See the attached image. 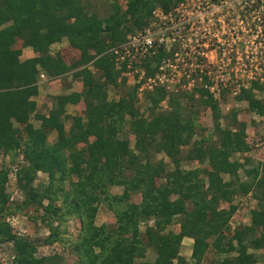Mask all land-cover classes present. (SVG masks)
<instances>
[{"label":"trees","instance_id":"obj_1","mask_svg":"<svg viewBox=\"0 0 264 264\" xmlns=\"http://www.w3.org/2000/svg\"><path fill=\"white\" fill-rule=\"evenodd\" d=\"M182 1L127 0L124 12L114 4V13L101 18L89 14L81 0H0V154L10 157L0 168V245L14 244L13 264H59L63 258L40 256L39 242L14 231L12 218L31 211L42 214L50 231L42 246L76 255L77 264H137L149 249L155 261L140 264H190L181 253L185 238L194 240L196 264H205L212 249L223 257L219 264L261 263L262 256L251 250H264V162L246 170L243 180L239 171L248 160L232 159L251 151L247 124L234 113L229 116L233 124L224 128L220 101L204 86L197 90V102L212 112L216 141L200 135L199 110L193 103L184 106L183 96H173L170 110L160 111L164 88L147 93L150 118L136 106L137 88L118 101L107 99L120 75L108 50L145 30L157 8L168 13ZM64 40L69 47L52 54V46ZM29 47L35 56L22 61ZM169 56L160 50L152 60L144 58L147 77ZM68 75L83 83V91L54 97L49 114H39L40 84ZM238 98L248 102L250 111L264 114V102L252 89L243 88ZM81 101L87 104V122L74 117L66 133L67 105ZM34 114L40 128L31 123ZM128 124L135 148L120 137ZM52 132L55 143L49 139ZM79 144L87 148L80 150ZM161 153L165 158L158 160ZM191 162L199 167H183ZM40 173L49 182L36 186ZM12 176L21 201L7 190ZM115 186L123 193L112 194ZM249 194L258 203L250 224L232 231L239 209L234 200ZM134 196L141 202H133ZM100 204L113 211L114 226L96 225ZM73 218L78 220L76 237L66 228ZM142 224H147L144 234ZM173 225L179 230H171Z\"/></svg>","mask_w":264,"mask_h":264},{"label":"rangeland","instance_id":"obj_2","mask_svg":"<svg viewBox=\"0 0 264 264\" xmlns=\"http://www.w3.org/2000/svg\"><path fill=\"white\" fill-rule=\"evenodd\" d=\"M82 4L85 6L89 14H96L101 18L108 17L115 11V5L118 4L121 8V11L124 12L126 10L127 0H81ZM186 6V1L184 2ZM183 10H186L185 7L182 6ZM157 10V9H156ZM264 20V17L261 18ZM264 22L260 23L263 25ZM260 24L257 26V39H256V48H250V38L247 37V44H241L240 49L241 53L237 54H229L227 52L225 57V68L222 73H219V69L213 68L210 62H215V54H210V59H206L203 61V65L205 66V71L211 72V76L216 81L220 82L219 86L211 87V92L214 96L220 101V108L223 116V120H221L222 126L225 128L227 126H231L233 121L229 118L231 114L236 113L237 119L240 122H245L247 124L246 133H247V142L250 145L251 151L245 154H237L232 159L240 160L245 163V168L239 171L240 177L243 180H246L248 177L246 176V170H251L253 167L264 162V114H258L255 111H250L249 104L247 101L238 98L240 96L241 90L244 88L246 90L252 89L253 95L258 100L264 102V27L260 30ZM156 31V28H153ZM152 29V30H153ZM141 33V32H138ZM136 33V34H138ZM134 33H130L126 40L122 43L112 46L107 53L113 56L115 59L116 70L120 72L117 83L114 86H111L107 90V99L109 102L118 101L123 96L128 95L131 90L136 89V106L140 110V113L145 115L146 118H150V107L151 103L147 98L148 92H153L156 88L161 87L166 89L167 96L166 99L163 100L159 106L160 111L170 110V101L173 96L182 97L181 103L184 106H191L194 104L195 108L197 107L199 110V118L197 120V126L199 127V133L201 136H210L214 141L217 140V136H215V127L211 110L205 108L204 106H200L197 100H199V93L197 90L202 88V84L198 83L197 86L189 84V79L183 76H187L190 72L189 66L191 65L192 60L188 59V56L185 54L181 56L180 63H177L179 66L176 69L166 68L164 71L154 73V75H150L152 79L155 76L163 77L164 82L163 85L160 86L153 85L154 82H146L148 78L144 69L142 68V61L144 58L141 53L134 54L132 45H129V38L136 35ZM69 47V43L67 40H64L62 43L55 44L51 48V53H63ZM30 49L33 51L31 47L26 48L25 50ZM127 51H131V56H129ZM26 52V51H25ZM253 52V53H252ZM26 54V53H25ZM24 52L21 56V60L23 61L27 55ZM31 54V52H30ZM29 54V55H30ZM34 51L32 52V56ZM219 64L218 66H223L221 63L222 54H219ZM35 56V54H34ZM33 56V57H34ZM135 56V59H133ZM198 57V55H195ZM193 56L194 61H196V57ZM31 57V58H33ZM191 58V56H190ZM152 60V58H149ZM187 62H182L183 60ZM28 60V59H26ZM25 61V60H24ZM230 63V65H228ZM199 64V61L195 63V67ZM156 64H153L152 68H155ZM188 66V67H187ZM197 73L200 74L199 69H196ZM221 71V70H220ZM145 73L144 80L141 79L143 74ZM186 74V75H185ZM156 78V77H155ZM221 79H223L224 84L221 83ZM200 80L198 79V82ZM258 83V87H255L254 83ZM227 83V86L225 85ZM158 84V82H157ZM210 86V85H209ZM84 89L83 83L78 79L75 80L71 75H68L60 80L52 81V82H42L40 84V95L36 97L38 102V112L39 114L48 115L50 109L53 107L54 97L71 94L74 92H82ZM225 92V98L220 94ZM190 96H193L194 101H190ZM191 103H190V102ZM193 103V104H192ZM87 104L85 101H81L80 104L74 105L69 104L66 108V117L64 119V127L66 133L74 126L73 118L77 116H81L84 122H87L86 112H87ZM225 117H227L225 119ZM127 118L130 117L127 115ZM31 123L35 126V128L41 127V122L36 118L34 114L31 117ZM18 127V125H16ZM20 128V127H19ZM23 130V129H22ZM124 133V134H123ZM120 134V137L127 138L130 141L131 148H135L136 140L134 134L130 131V125L128 124L124 132ZM50 141L55 143L57 141V133L52 132L50 134ZM93 142L95 138H90ZM87 146L85 144H79L78 149H86ZM157 159L161 160L165 158L164 154H157ZM10 157L5 156L4 154H0V168L3 164H9ZM185 169H195L199 167V164L195 162L185 163L183 166ZM12 179L9 182V186L7 188L8 192L12 194L14 201H21L22 197L16 195L15 191V178L12 176ZM224 180L228 181L230 177L228 175H223ZM49 182V178L46 174L40 173L38 175L37 180L35 181V185L38 186L40 184H46ZM69 189L70 187L67 186ZM111 193L114 195H120L123 193L122 187H112ZM133 202L140 203L141 196H134ZM234 204L239 206L237 215L234 216L231 220V229L232 231L236 228L250 224L251 218V210L257 208V200L253 197L252 194L247 196H238L234 200ZM62 206L63 204H59ZM226 207V205H225ZM32 217V220L30 218ZM37 218V219H36ZM42 214L37 215L36 212H30L26 214H17L16 217L12 218V223L14 227V231L20 235L27 236L36 242H39L40 250L39 255L45 254H60L63 255L62 260L59 264H77V257L73 254L62 253V249L58 246L53 247L52 249H48L45 246H42V242L48 238L50 235V231L46 222L42 220ZM116 223L115 215L112 210H110L105 204L99 205V212L96 217V225L101 226L108 224L109 226H114ZM153 221L149 224L153 225ZM147 224L141 225L142 233L146 231ZM66 228L68 232L72 234L73 237L77 236V228H78V220L70 219L66 223ZM171 230H179V226L173 225ZM189 244L183 245L182 255L185 256L190 264H196L191 258V252L189 249ZM13 251L14 244L13 243H2L0 245V264H13ZM257 255H261L264 258V250L262 251H253ZM156 253L154 250L149 249L147 251V255L145 259L138 260L137 264L141 262H149L152 263L156 259ZM261 257V263L264 261ZM222 256L216 254L215 250H210L208 256L206 257L205 264H219L222 260Z\"/></svg>","mask_w":264,"mask_h":264},{"label":"built area","instance_id":"obj_3","mask_svg":"<svg viewBox=\"0 0 264 264\" xmlns=\"http://www.w3.org/2000/svg\"><path fill=\"white\" fill-rule=\"evenodd\" d=\"M185 1L186 6L184 4ZM217 1L225 3L227 9H229L227 12H229L230 15H234L235 5L241 7L242 15H244L245 10L249 9V5H246V8L245 3L247 2L250 4L252 1L256 5L254 20L256 18L257 26L258 24L264 22V20L261 19L264 17V0ZM235 1H239L240 3L236 4ZM182 6L185 7L186 10H183ZM218 15V11L211 9L210 0H183L178 6L168 13L164 12L161 8H157L154 12V19L151 24L141 33L130 37L128 44L132 45L134 54L141 53L143 58L155 57L160 50H163L165 53L170 55L162 60L157 73L164 71L166 68H178L179 66L177 63H180L181 56L186 54L188 56V59L186 60L191 59L192 62L189 66V74L183 77L189 79V84L194 87L197 86L196 84L201 83L205 88L209 87L211 89V87L214 88V86H219L220 82L212 78L211 72L207 73L205 71V66L202 63L204 60L210 59V53H208L209 46L204 43L206 41L205 35L208 33L207 29H212L213 24H215V26L218 24ZM247 17L249 19V12L247 13ZM242 20L245 21L244 16H242ZM260 26L261 30L264 27V23L263 25L260 24ZM153 28H156V31H154ZM253 28L255 27L253 26ZM213 30L215 29L213 28ZM250 31V27L247 26L246 30L241 33L245 34V36L242 35L241 37V44L244 43L246 45L248 37L250 38V48L254 49L256 48L257 27L252 30V33ZM253 43H255V46L252 45ZM127 52L129 53L128 55L131 56V51ZM214 54L215 62L213 61L210 63L214 65L213 68L217 67L219 69L218 72L222 73L225 71L224 68L226 67L225 57L227 51L225 50L222 54L221 63L223 66H218V59L220 56L219 53ZM195 55H198V57ZM193 56L196 57V61H194ZM133 59H135V56H133ZM186 60L184 59L182 62H187ZM197 61H199V64H197L196 68H194ZM187 65H189L188 62ZM228 65H230V63ZM196 69H199L200 74L197 73ZM144 77L145 73L141 79L144 80ZM155 77H153L154 79H152V77L146 79V82H154L153 85L157 86L160 84V86H162L164 82L163 77H160L159 75ZM198 79L200 80L199 82ZM220 81L223 84L225 82L223 79ZM225 85L227 86V83Z\"/></svg>","mask_w":264,"mask_h":264},{"label":"flooded vegetation","instance_id":"obj_4","mask_svg":"<svg viewBox=\"0 0 264 264\" xmlns=\"http://www.w3.org/2000/svg\"><path fill=\"white\" fill-rule=\"evenodd\" d=\"M235 2L236 4L240 3L239 1ZM246 5H249V9L245 10L244 15H242L241 7L237 5H235L234 15H230L229 12H227L229 9H227L225 3L222 1L210 0L211 9L218 11L219 15L217 17L218 24H216V26L215 24L212 25L215 30L209 28L207 29L208 33L205 35L206 41L204 43L209 46L208 53L223 54L225 50L229 54L241 53V37L242 35L245 36V34L241 33L246 30L247 26L250 27L251 33L252 30L257 27L256 18L254 20L256 5L252 1L250 4L246 2L245 6ZM248 12L249 19L247 17ZM242 16H244L245 21L242 20ZM253 26L255 28H253ZM252 45L255 46V43Z\"/></svg>","mask_w":264,"mask_h":264},{"label":"crops","instance_id":"obj_5","mask_svg":"<svg viewBox=\"0 0 264 264\" xmlns=\"http://www.w3.org/2000/svg\"><path fill=\"white\" fill-rule=\"evenodd\" d=\"M26 51V52H25ZM30 52H31V54H32V52L33 51H31L30 49H27V50H24V54L25 55H27V57H25V59L24 60H26V59H30L31 57H33L34 56V54H33V56L30 54ZM30 54V55H29ZM23 60V61H24ZM186 241H187V245L189 244V249H190V252H191V256H192V250H193V244H194V240L193 239H191V238H185L184 239V241H183V245L184 244H186ZM183 248V247H182ZM181 253H182V251H181Z\"/></svg>","mask_w":264,"mask_h":264}]
</instances>
